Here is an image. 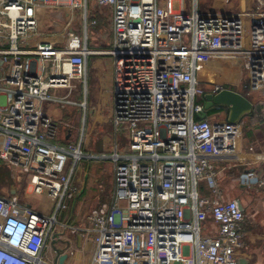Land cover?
Masks as SVG:
<instances>
[{
    "label": "built area",
    "instance_id": "obj_1",
    "mask_svg": "<svg viewBox=\"0 0 264 264\" xmlns=\"http://www.w3.org/2000/svg\"><path fill=\"white\" fill-rule=\"evenodd\" d=\"M173 1L0 0V162L54 202L45 214L0 193V264H52L44 252L57 225L91 242L90 264H239L245 214L226 197L217 162L241 155V127L217 118L224 107L198 115L205 93L232 88L215 80L232 60L264 80V0L225 13L200 12L195 0L176 11ZM52 8L68 11L48 34L41 18ZM96 13L108 15L109 47L88 46ZM96 54L113 57L112 122L127 145L94 155L112 161L109 201L65 224L56 214L76 193L70 180L85 154L56 142L46 108L75 104V80ZM199 63L213 80H201Z\"/></svg>",
    "mask_w": 264,
    "mask_h": 264
},
{
    "label": "crops",
    "instance_id": "obj_2",
    "mask_svg": "<svg viewBox=\"0 0 264 264\" xmlns=\"http://www.w3.org/2000/svg\"><path fill=\"white\" fill-rule=\"evenodd\" d=\"M93 7L94 5L92 6L91 4L89 6V10H92ZM254 8V0H214L213 3H211V5L205 10L201 11L199 8L198 10L200 12L210 11L212 13H225L249 11ZM184 9L185 8L179 5L178 9L175 10L184 11ZM49 10L50 9L46 10L47 15L49 14V12H47ZM52 10L55 12L48 15L50 23L47 24V27L50 29H43L42 24L44 23L41 21V29L45 31V33L48 32V34L51 32V28L57 32L60 31L61 21L59 18L63 19V14L68 11L66 8H62V10L52 8ZM96 19V25L90 26L88 30V46L98 49L109 47L111 43V33L109 30L108 15L96 13ZM53 22H58V24ZM247 23L248 21H245V27L247 26ZM244 36V43H246L249 40L247 30H245ZM239 60H232L227 67L230 69L233 67L234 69L236 65H239ZM113 61V57L110 55L96 54L86 57L85 73L82 77V81H80L82 86L79 90L83 96V102L81 105L83 108L81 112V133L74 136L72 129L65 128L66 134L64 137H61V126L57 132V143L61 145L74 143L79 145L80 149L85 154L83 158L76 162L70 180L71 185L76 188V193L71 200L65 201L67 208L59 210L56 214V219L61 223L74 225L80 224L86 212L97 208L100 204L108 202L110 199V194L108 197L107 192L104 193V189L108 188V185H111V182H109L106 176L103 175H99L95 178V175H93L90 170L94 168L91 167V163L94 159H104L94 158L93 156L106 153V146L110 144L112 147L111 151H113L114 147L124 148L127 145L125 132L123 130L115 131L112 122ZM220 61L221 60H219V62ZM222 64H224V62H222ZM244 75L245 79L244 84H242V88H238L239 80L230 79V84L233 89L241 90L245 95H247L253 104L252 110L254 109L255 112L245 115L241 121L238 122L242 131V135L239 140V146L242 150L241 155L223 158V161H218L217 163L219 167H225L220 175V178L221 176H224L223 179H226L228 182H237L239 193L235 192L236 190H232V192L236 194V197H233V199H239L243 205L245 217L240 224L242 244L238 252L239 258L245 261L243 264H264V184L259 185L260 181L264 180V160H254L255 155L257 156L258 153L264 152V140L261 141V143L256 140L259 136L264 138V131L262 130V128H264V99L254 97L256 94L254 92H264V80H259L258 83H254L250 80L247 73ZM59 92L60 94H64L66 91L60 90ZM73 92H77V88L73 90L72 93ZM88 104L92 106L91 112L94 115V121L90 130H94L96 128L97 125L95 126V122L97 124L101 121L106 123L109 119L108 121H111V129L109 130L111 137L105 136L103 139L99 138L97 142H89L88 140L85 141ZM46 111L56 120L63 117L70 119V114L61 113V109L58 106L49 105L47 106ZM98 112H102V115H98ZM217 118L227 119V109H225V114L222 113L218 115ZM57 124L59 126L60 121H58ZM247 131L248 136L246 135ZM244 137L249 138L252 143L246 148H242L240 145L241 140L244 139ZM93 144H95L97 148L100 149V147H102L103 149L96 152L92 148ZM249 147H252V151H249ZM81 160L85 161V163L82 164ZM6 169L7 167L0 162V178H2V181L0 182V193L15 198L18 202L29 206L37 212L45 214H52L54 212V202L45 194H35L32 191L29 177L27 175L24 176V173L17 172L13 177L12 171L9 169L10 175L7 176V173L5 175L3 173ZM233 170H239L236 176L232 175ZM17 175L23 176L18 177ZM246 177H251L253 182H246ZM92 179L93 181H91ZM85 199L88 205H86L85 210L79 214V209L82 204L80 201ZM93 201L102 203L93 206ZM55 228L56 233L53 235L54 238L51 240L52 245L44 252L45 260L54 264L57 262L58 255L66 253L67 258L63 264H90L92 255L91 242L83 240L80 241L78 236L72 234L63 225H57L54 229Z\"/></svg>",
    "mask_w": 264,
    "mask_h": 264
},
{
    "label": "rangeland",
    "instance_id": "obj_3",
    "mask_svg": "<svg viewBox=\"0 0 264 264\" xmlns=\"http://www.w3.org/2000/svg\"><path fill=\"white\" fill-rule=\"evenodd\" d=\"M213 1L214 0H197L198 8L201 11H203L206 8H208L211 5V3H213ZM192 2H193V0H174L173 1V6H174L175 9H178L179 5H181L183 8H185L184 9L185 11H188V10H190V8L192 6ZM234 11H236V10H234ZM53 12H55V11L50 9L48 15H50V13H53ZM42 14L43 15H42L41 21L44 23V24H42V27H43V29H48L49 27H47V24L50 23V21L48 19L49 16L46 14L45 10H44V12ZM238 63H239V65H236V67H234V69H233V67L230 69L226 65L227 68L225 67L223 72H221L218 75H216L215 76L216 77L215 80L223 81L225 79L226 80L236 79L237 81L239 80L238 88H242V86H243L242 84H244V79H245V75H244L245 67H244V62H242V60H239ZM199 77H201V76H199ZM201 80H204V81L205 80L206 81L209 80L210 81V80H213V78L209 77L208 75H206V76L202 75ZM80 81H82V78L75 80L77 92H73L70 95V99L75 104H69V105H66L63 108H60L61 109V113L63 112V114H66V113L70 114V119H66L65 117H63L61 119L58 118V120H57V122L60 121V125L58 126V129L61 126L60 127L61 128V130H60L61 131V137H64L65 134H66L65 128L72 129V131L74 133V136H76L79 133H81V121H82L81 112L83 110L81 105H82V102H83V96L81 94V91H79L80 87L82 86V83L80 84ZM239 91H241V90H239ZM254 93H256L255 96H254L255 98L264 99V92H254ZM87 109H88V113H87L88 115H87V118H86V126H85V134H86L85 141L88 140L89 142H91V141L97 142V140H99V138L103 139L105 136L111 137V134L109 133V130L111 129V126H110L111 121H108L109 119L107 120L106 123L101 121L100 123L97 124L95 122V126L97 125L96 128L94 130L92 129L93 131L90 130V128L92 126V123L94 121V115L91 112L92 106L90 104L87 105ZM98 115H102V112H98ZM262 130L264 131V128H262ZM256 140L259 143H261V141H263L264 138L259 136ZM250 144H252V143L250 142L249 138H246V137H244V139H242L241 143H240L242 148H246ZM92 148L96 152H99V150L103 149L102 147H100V149L97 148L95 146V144H93ZM111 148L112 147L110 146V144L108 146H106V150H105L106 153H109L111 151ZM94 151H93V153H94ZM81 162H82V164L85 163V161H82V160H81ZM91 167H94L90 171H91V173L93 175H95V178L97 176H99V175H103V176H106V178L109 180V182H111V185H108V188L104 189L105 190L104 193L107 192L108 197H109V194L111 192L112 185H113L112 161L110 159H107V158L94 159V161H92V163H91ZM9 169L10 168L7 167V169L3 171L4 175L6 173H7V176L10 175ZM238 171L239 170H233L232 171V175L236 176L238 174ZM17 176L18 177H22L23 175H17ZM24 176H25V174H24ZM223 177L224 176H221L220 183H221V185H222V187L224 189L225 194H227L228 198L236 197V194H234L232 192V190L233 191L236 190L235 192L239 193L237 182L236 181L228 182V181H226V179H223ZM106 178H104V179H106ZM1 181H2V178H0V182ZM91 181H93V179ZM81 202H82L83 205L81 204V207L79 209V214H81L85 210L86 205H88V203H86V199L85 200H81L80 203ZM93 202H94L93 206H96V205H99L100 203H102V202H95V201H93ZM80 203H79V205H80ZM55 233H56V228L53 230L51 237ZM51 245L52 244H51V239H50L49 247H51Z\"/></svg>",
    "mask_w": 264,
    "mask_h": 264
},
{
    "label": "water",
    "instance_id": "obj_4",
    "mask_svg": "<svg viewBox=\"0 0 264 264\" xmlns=\"http://www.w3.org/2000/svg\"><path fill=\"white\" fill-rule=\"evenodd\" d=\"M198 74L202 76V64H198ZM203 110L198 115L199 118H205L209 114V110L216 106H222L227 109V121L235 124L241 121V119L252 111L253 104L244 92L235 90L233 88H223L215 94H204ZM98 158L97 156H93ZM243 187V186H242ZM240 210H243V205L239 199L235 200ZM80 239V237H78ZM67 258L66 253L58 255L57 263L63 264ZM239 264H243L245 261L241 258L237 259ZM178 264V263H175Z\"/></svg>",
    "mask_w": 264,
    "mask_h": 264
},
{
    "label": "trees",
    "instance_id": "obj_5",
    "mask_svg": "<svg viewBox=\"0 0 264 264\" xmlns=\"http://www.w3.org/2000/svg\"><path fill=\"white\" fill-rule=\"evenodd\" d=\"M221 107H222V106H221ZM213 111H214V108H213V109H210V110H209V113H212ZM251 112L254 113L255 110L253 109ZM251 112H250V113H251ZM250 113H249V114H250ZM246 135L248 136V131L246 132Z\"/></svg>",
    "mask_w": 264,
    "mask_h": 264
}]
</instances>
